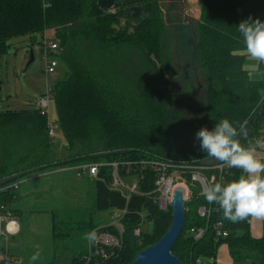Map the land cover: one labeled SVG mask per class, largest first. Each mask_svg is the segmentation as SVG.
<instances>
[{
	"label": "trees",
	"instance_id": "trees-1",
	"mask_svg": "<svg viewBox=\"0 0 264 264\" xmlns=\"http://www.w3.org/2000/svg\"><path fill=\"white\" fill-rule=\"evenodd\" d=\"M98 1L0 0V55L8 52L13 38L29 36L35 42L36 36L44 39L45 32H52L58 48L49 56L57 57L67 71L52 89L66 142L63 151L69 154L64 159L52 158L56 154L53 145L58 141L48 136V117L40 110L0 111V180L90 155L129 152L47 168L13 181L0 188V215L7 211L16 214L12 205L20 200V186L4 191L11 185L29 182L28 178L47 170L102 165L92 181L95 199L89 221L82 220L78 213L55 211L52 239L59 247L75 238L72 246H76L78 237L83 236L87 242L86 234L93 230L97 238L109 234L121 239V247H97L92 242L89 262L86 259L89 253L85 251L74 255L70 264H133L141 251L166 235L172 222L171 208L162 211L156 203L157 173L143 168L142 163L164 160L188 166L206 159L208 156L195 139L198 130H212L221 118H227L239 132L264 105V64L259 63L255 71L245 68L248 55L238 31V25L249 18L264 22V0H203L192 54L204 78L209 121L194 125L193 143L187 150L169 142L172 131L165 128V120L150 98L143 100L138 79L126 84L122 75H117L123 58L138 55L148 60L155 74L168 83L165 68L159 67L165 30L160 0H117L121 6L114 13L100 9ZM133 7L143 10L137 23L129 15ZM39 46L43 51V43ZM253 72L260 77L252 79ZM263 141L264 117L254 128V135L240 144L247 147L252 143L258 149ZM115 163L125 184L137 183V193L129 195L111 188ZM194 170L208 181L215 176L213 183L222 185L244 174L237 168H228L222 174L213 169ZM191 173L192 169L179 176V181L188 186L190 197L185 205V229L173 254L182 264H216L219 249L225 245L233 264L245 261L264 264V238L252 237V218L239 223L223 219L222 210L217 204L207 203L200 184L192 181ZM202 208L209 212L205 217L199 214ZM108 211L121 215L122 234L112 224L94 221L93 215ZM62 216L64 220L58 221ZM145 223L152 226L150 233L142 232ZM137 229H140L139 236L135 235ZM199 231H204V235L197 240L195 235ZM4 253L12 259L7 251ZM0 264H4L2 257Z\"/></svg>",
	"mask_w": 264,
	"mask_h": 264
},
{
	"label": "rangeland",
	"instance_id": "rangeland-1",
	"mask_svg": "<svg viewBox=\"0 0 264 264\" xmlns=\"http://www.w3.org/2000/svg\"><path fill=\"white\" fill-rule=\"evenodd\" d=\"M159 2L165 29L159 67L165 68L168 83L155 74L148 60L138 55L123 58L118 66L117 75H122V81L124 80L126 84H132L135 78L138 79L137 86L144 96L143 100L146 97L150 98L151 104L158 109L159 116L165 120V128L172 131L169 142L187 150L193 143L194 125L209 121L204 78L192 54L197 23L195 13L198 12L186 8L182 0ZM45 36L55 43L51 31L45 32ZM42 38L36 36L35 42L29 36L13 38L9 42L8 52L0 55V111L39 110V101L46 94L47 88L52 87L66 75V68L55 56H49V60H55L57 67L53 73L45 74V58L39 46V43H43ZM30 50L34 53L32 63ZM258 64L247 56L245 63L247 70L255 71ZM259 77L256 72L251 73L252 79L256 80ZM48 121L54 128L57 126L54 139L58 142L53 145L56 154L52 158L64 159L69 154L63 151L66 142L59 125L54 99L49 104ZM46 172L49 170L28 178L29 182H20L22 183L18 190L20 200H15L12 205V209L16 211L15 220L21 229L18 236L10 238L11 243L16 244V248L21 252L16 255L17 264H70L74 255L85 251L89 253V258L86 257L88 263L92 242L89 240L85 242L83 236L78 237L76 246H72L75 238L64 242L62 246H55L52 239V213L55 211L78 213L82 220L88 222L94 206V184L90 180L86 181L87 188L81 194L80 189L72 183L54 184V179H45ZM45 182L51 184V192L45 193ZM31 192L37 194L29 195ZM189 196L188 192L186 201ZM92 217L96 223L105 225L117 224L121 219V215L116 211L102 212ZM62 220L64 216L58 218V221ZM151 229L152 226L145 223L141 230L145 234L150 233ZM99 238L103 239L98 237L94 243H98ZM37 251L40 253L39 259L31 261L30 257ZM219 257L223 258L222 251L219 252L218 259Z\"/></svg>",
	"mask_w": 264,
	"mask_h": 264
},
{
	"label": "clouds",
	"instance_id": "clouds-1",
	"mask_svg": "<svg viewBox=\"0 0 264 264\" xmlns=\"http://www.w3.org/2000/svg\"><path fill=\"white\" fill-rule=\"evenodd\" d=\"M245 51L251 60L264 64V22L259 19L242 21L238 25ZM239 133L227 118H221L214 129L201 128L195 134L200 150L221 166L241 169L244 173L238 180L227 184L213 183L206 187L203 195L209 204H217L223 219L239 223L251 218L264 219V161L256 156V145L242 146ZM259 142H257L258 144ZM86 239L95 242L96 232L86 234ZM37 251L30 259L36 261Z\"/></svg>",
	"mask_w": 264,
	"mask_h": 264
},
{
	"label": "built area",
	"instance_id": "built-area-1",
	"mask_svg": "<svg viewBox=\"0 0 264 264\" xmlns=\"http://www.w3.org/2000/svg\"><path fill=\"white\" fill-rule=\"evenodd\" d=\"M47 7V5H45ZM111 13H114L115 9L108 10ZM57 44L53 43L52 41H49L46 36L44 35L43 39V53L45 58V74H51L54 72L55 68L57 67V62L55 60H49V55L57 50ZM53 86L47 88L46 94L40 99L39 101V110L42 115H45L48 117V109L49 104L52 99H54L53 94ZM47 110V111H46ZM57 128V126L55 127ZM55 128L48 122V136L51 139L55 138ZM102 165L98 164H84L79 165L75 167H68L61 169V171L64 172H73L75 173L77 178H83L88 177L89 179L95 180L98 176L99 168ZM127 167H131V164H127ZM143 168H151L157 173V178L155 180V193H157L156 203L159 206V209L162 211H166L169 208H171V202L173 199L174 191L178 188V186H184V189L186 191L184 200L186 202L187 200V194L189 192V188L186 185L184 181H179V176L181 174H184L186 171L192 169V181L197 182L200 184L202 192L206 187H208L213 181L215 180V176H213L209 181L197 170L193 171V167L190 166H181L177 165L171 162H167L164 160H154L150 162L142 163L141 165ZM113 173H112V184L111 188L115 191H118L120 193H126V194H135L137 193V183H133L131 185L125 184L118 174V164H112ZM200 169V168H199ZM213 170H218L220 174L224 173L228 167L221 166V164L215 168H210ZM20 184H14L5 189L4 191L15 188L17 189ZM190 193V192H189ZM190 197V196H189ZM128 198V196H127ZM209 212L206 211V209H200L199 214L203 217L208 215ZM115 226L120 234H122L123 228L120 224V221L116 224H112ZM20 225L15 220V216L10 211H7L5 214L0 215V237L4 238L6 241H8L12 237H16L20 234ZM135 235H140V229H137L135 231ZM204 235V231H199L195 235V239H200ZM99 237H103V239L99 238L98 243H95V246H107V247H114L119 248L122 245L121 239L116 238L109 234H104ZM101 240V241H100ZM103 254V251H102ZM2 258L4 259V264H15V262L12 261V259L7 255V253H1Z\"/></svg>",
	"mask_w": 264,
	"mask_h": 264
},
{
	"label": "water",
	"instance_id": "water-1",
	"mask_svg": "<svg viewBox=\"0 0 264 264\" xmlns=\"http://www.w3.org/2000/svg\"><path fill=\"white\" fill-rule=\"evenodd\" d=\"M98 5L100 9L103 11H108L110 9H118L121 5L117 2V0H99ZM142 8L141 7H133L130 9L129 15H131L134 23H137L142 16ZM34 62V53L33 50H30V63ZM264 117V105L260 106L252 116L248 119V121L243 125V127L239 130V135L236 139H238L239 143L243 140L251 138L254 135V128L258 125V123ZM129 151H117L113 153H103L90 155L88 157H81L76 160H69L58 162L52 165H47L43 167H38L32 169L30 171L22 172L7 178L0 180V188L10 184L13 181H16L20 178H23L29 174H33L36 172H40L47 168H54L57 166H65L71 164L73 162H80L87 159H96L103 158L109 155H123ZM220 165V162L212 159L210 157L191 162L188 166L193 168L200 169H210L215 168ZM186 191L183 188H177L174 191L173 199L171 202V210H172V222L171 226L166 233V235L154 246L148 247L138 254L133 264H182L180 260L173 254V249L178 242L180 236L182 235L185 225H186V202L184 200Z\"/></svg>",
	"mask_w": 264,
	"mask_h": 264
},
{
	"label": "crops",
	"instance_id": "crops-1",
	"mask_svg": "<svg viewBox=\"0 0 264 264\" xmlns=\"http://www.w3.org/2000/svg\"><path fill=\"white\" fill-rule=\"evenodd\" d=\"M177 1V0H175ZM179 2V0H178ZM202 2L203 0H182V3L186 6V8L190 9V10H195L198 13H195V15L197 14V21H199L200 17H201V7H202ZM256 156L261 159L262 161H264V141L261 142L258 146V149H256ZM264 175V174H262ZM54 179L55 182L54 184L57 183H72L73 185H75L77 188L80 189L81 194L84 191V189H86V181L90 180L91 182L93 181L92 179H89L88 177H83V178H77L75 173L73 172H64L61 170H55V171H49L45 173V179ZM83 180V181H82ZM57 185V184H56ZM62 186H66V185H62ZM52 188H51V184L49 182H45V193L51 192ZM31 194H37V192H31L29 193V195ZM81 199H84V195L81 196ZM250 232L253 238L255 239H261L264 238V219H256V218H252L251 220V225H250ZM13 239V237H12ZM10 241H6L4 238L0 237V243L2 245H0V258L1 253L4 252H8L9 255H11L12 259L16 262V264L18 263V258L16 257V255L20 254V250L18 248H16V244L11 243V239H9ZM222 251L223 252V258L218 259L217 257V262L216 264H233V260L231 259L229 252H228V248L227 246H222L219 249V252ZM219 256V253H218ZM243 264H256L253 261H245Z\"/></svg>",
	"mask_w": 264,
	"mask_h": 264
},
{
	"label": "bare ground",
	"instance_id": "bare-ground-1",
	"mask_svg": "<svg viewBox=\"0 0 264 264\" xmlns=\"http://www.w3.org/2000/svg\"><path fill=\"white\" fill-rule=\"evenodd\" d=\"M178 188H183L184 189V187L181 185V186H178Z\"/></svg>",
	"mask_w": 264,
	"mask_h": 264
}]
</instances>
